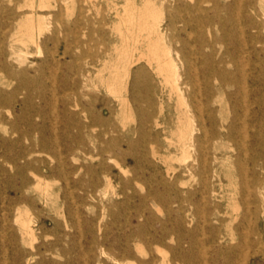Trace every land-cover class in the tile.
I'll return each mask as SVG.
<instances>
[{
  "label": "rangeland",
  "instance_id": "1",
  "mask_svg": "<svg viewBox=\"0 0 264 264\" xmlns=\"http://www.w3.org/2000/svg\"><path fill=\"white\" fill-rule=\"evenodd\" d=\"M136 1L140 6L145 0ZM151 1L164 8L171 0ZM198 1L190 0V3L196 5ZM218 1L227 3L230 0ZM255 1L256 19L264 26V0ZM1 3L8 10H18L19 6H25L24 0H0ZM50 3L52 6L49 8H37L44 27L39 42L57 36L60 39L67 38L72 43L73 36L65 35L66 26L74 27L75 22L81 19V24L76 28L79 39L86 44L85 52L74 50L75 55L63 56L64 47L59 46L56 55L58 65L47 68L44 75L41 61L46 53L30 45L31 53L26 56L27 61L22 65L13 62V68L17 71L27 67L25 80L32 82L26 90H19L13 95L17 101L13 106L18 112L26 96L34 105L42 104V89L45 85L53 89L50 98L53 108L62 109L64 101L68 99L73 102L77 98L75 90L67 87V81H81V74L90 76L86 81V89L96 86L95 93L101 99L106 94L100 83V76L106 74V38L110 36L112 28L118 25L116 11L122 10L126 0H50ZM203 7L212 11L213 3L205 2ZM23 10L27 12L30 8L25 7ZM210 16L216 20L225 17L226 13L218 9L217 12L212 11ZM241 22L246 21L243 19ZM210 30L212 33L207 34L210 38L221 37L223 34L217 25ZM199 31L195 29V32ZM245 36L247 40L248 34ZM238 42L233 45L235 48H239ZM245 44L248 43H244L243 49L248 51L250 48ZM16 45L22 47L19 42ZM257 46L260 48L262 45ZM248 56L245 52L241 59L247 61ZM246 61L244 73L248 78L250 69ZM140 65L146 64L142 62ZM137 68L135 66L133 70ZM150 73L156 84V93L152 91L153 105H145L146 109L153 114L163 104L164 113L173 115L175 101L170 100L168 92L163 91L161 77L154 71ZM33 81L36 83L33 84ZM245 85L247 89L248 84ZM17 86L18 82L12 80L8 72L1 68L0 95L2 92L16 90ZM48 95L50 97V91ZM108 101L116 111L113 127L118 132L114 135L136 141L138 133L135 130L142 115L131 112L122 115L119 103L114 99ZM238 105L236 142H239V146L227 139L219 142L217 153L221 160L217 163L218 174L207 190L202 187L201 176L192 174L187 168L193 158L179 160L177 152L170 153L171 149L167 148L165 134H169L170 125H165L164 131L163 127L153 128L151 124L150 130L161 134L157 144L158 153L154 157L147 155L152 164L142 163L140 169H135L129 160L117 165L109 158L122 148L123 143L109 146L103 152L101 143L91 140L85 130L80 148L64 147L73 142L78 131L70 126V135L66 136L63 126L65 122L52 113L53 120L47 122L55 124L56 139L63 146L61 150L67 161L66 176L58 173L42 175L50 189L45 196L38 192H27L26 195L33 197L37 204V208L28 209L27 212L23 211V204L12 201V198L15 199V193L11 192L12 185L20 184L18 174L22 171L30 181V186L35 188L36 176L41 175V169L45 165L56 167L58 160L50 153H42L38 146L41 139L38 133H31L28 138L5 131L14 116L9 106L4 105L0 109V144L6 142L3 140H9L10 145L0 148V164L4 168V172L0 173V217L8 218L6 222L0 221V264H39L43 258L44 264H264V162H260L263 165L254 166L253 161L257 153L263 152L264 147H253L252 124L246 115L249 102L244 100L238 102ZM100 107L101 103L98 102L96 108ZM222 108V116L227 124L233 117V109L226 95L222 96ZM81 120L85 122L83 117ZM37 121L41 123L40 119ZM23 123L27 125L28 122ZM96 130L102 131L100 128ZM258 131H264V124L258 127ZM20 150L27 154L26 159L30 163L23 170H20V166L24 161L14 158ZM171 156L173 159L165 162V158ZM103 157L106 164L102 168L99 164ZM12 160L18 162L17 167L13 162L10 163ZM82 166H91L92 171L88 172L85 168L77 171ZM174 173L179 181H175ZM256 177H260L261 183L254 191L257 202L253 203L254 196H248L247 190L255 189L250 182ZM244 203H247L246 206ZM18 207L22 209V215L37 221V238L33 242L25 244L20 240ZM247 209L251 212L246 213ZM43 220H55L58 225L41 227L39 224ZM45 247L46 250L43 249ZM39 248H42L43 257L35 255L30 261L27 257L17 262L15 257L19 249L36 253Z\"/></svg>",
  "mask_w": 264,
  "mask_h": 264
},
{
  "label": "bare ground",
  "instance_id": "2",
  "mask_svg": "<svg viewBox=\"0 0 264 264\" xmlns=\"http://www.w3.org/2000/svg\"><path fill=\"white\" fill-rule=\"evenodd\" d=\"M24 2L25 6H19L18 10H8L4 3L0 4V69H5L9 77L18 82L16 90L1 93L0 109L8 105L14 116L8 124L9 128L5 131L28 138L31 133H38L41 136L38 146L42 153H50L58 160L56 167L45 165L41 169V175L36 176L35 188L30 186V181L22 171L18 174L20 184L19 186L12 185L11 192L15 193V199L12 198V201L19 205L23 204L24 212L37 208L34 198L28 197L27 192H38L41 196H45L50 189L42 179V175L52 176L58 173L66 176L67 161L61 150L63 146L56 139L58 136L55 124L51 125L47 122V120H53L52 113L56 114V118L65 122L63 126L66 136L70 135V126L78 131L73 142L65 144L64 147L80 148L83 145V131L85 130L91 140H98L101 143L103 152L109 146L123 143L122 148L109 158L117 165L125 164L129 160L135 169H140L142 163L152 164L147 155L154 157L158 153L157 144L161 134L151 131V124L153 128L163 127L164 131H166L165 125H170L169 134H165L167 148L171 149L170 153L177 152L176 157L179 160L186 161L193 158V162L187 168L192 174L201 176L202 187L205 190L209 188L218 174L217 163L221 160L217 153L219 142L227 139L233 145L239 143L236 142L237 120L239 119L238 102H244V100L249 102L246 115L252 124V134H250L254 139L253 147H264V131H258V127L264 124V26L256 19L257 3L255 0H230L227 3H221L218 0H200L196 5H191L190 0H171L164 8L151 0L143 1L140 6L137 5L136 0H126L122 10L116 11L119 18L118 25L112 28L110 36L106 38L104 49L106 74L100 76V83L106 92L105 96L101 99L95 93L96 86L86 89V81L90 79V76L81 74V81L75 79L67 81V87L75 90L77 98L73 102L68 99L64 101L62 109L53 108L50 99L53 89H48L45 85L42 89V104L34 105L26 96L21 101L18 112L13 106L17 102L13 95L19 90H26L32 82L25 80L27 67H22L17 71L13 68V62L19 65L24 64L27 61L26 56L31 53L30 45H34L39 51L43 49L46 53V57L41 61L44 75L47 68L58 65L56 55L59 46L64 47L63 56L75 55L74 50L83 53L86 47L85 42L79 39L76 28L81 24V19L75 22L74 27L66 26L65 35L73 36L72 43H69L67 38L60 39L57 36L40 43L39 37L44 27L41 21L42 16L37 8L46 9L52 5L50 0H24ZM205 2L213 3L212 11L217 12L221 9L226 16L214 20L210 16L212 11L203 7ZM25 7L30 10L25 12L23 10ZM69 11L72 12V10ZM61 17L60 20H62ZM243 19L245 23L241 22ZM16 21L17 23L14 24ZM216 25L223 34L221 37L210 38L207 34L212 33L210 29ZM206 28L209 30L206 31ZM195 29H200V31L197 33ZM246 34H248L247 40L245 39ZM238 41H240L239 48H235L233 45L236 42L239 43ZM17 42L21 43L22 47L17 46ZM246 42L248 44L245 46L248 45L250 48L248 51L243 49ZM258 44L262 46L259 48ZM245 52L249 55L247 61L241 59V55ZM245 61L248 62L246 65L250 69L248 78L244 73ZM142 62L146 65H140ZM135 66L138 68L133 70ZM232 67L235 69L231 70ZM151 71L161 77L163 91L168 92V98L175 101L173 115L164 113L163 104L160 110L153 114L146 109L153 105L152 91L156 93V84L151 77ZM34 83L36 81H33ZM245 84H248L247 89ZM49 91L50 97H48ZM223 95H226L233 109V117L227 124L222 116ZM86 97L87 100L84 101ZM110 99L119 103V111L122 115L126 116L129 112L142 115L135 130V133H138L136 141L114 135L118 132L113 127L116 111L110 105L108 101ZM98 102L101 103L100 109L96 108ZM81 117L85 122L81 120ZM37 119H40L41 123ZM23 121L28 122L27 125ZM96 128L102 131L97 132ZM105 138H107L106 141ZM4 141H6L4 144H0L2 149L10 145L9 140ZM15 144L18 145V142ZM262 149L263 152L257 153L253 159L254 166L263 165L260 163L264 162V148ZM20 151L14 158L24 161L20 166V170H23L29 167L30 163L26 159L27 154ZM171 159H173L172 156L165 158V162ZM12 162L17 167L18 162L12 160L10 163ZM105 164L103 157L99 166L103 168ZM82 168L88 172L92 171L91 166L79 167L77 171ZM1 172H4V168L0 164ZM174 178L175 181H179L175 173ZM163 183L167 184L165 181ZM250 183L255 189L247 190V193L248 196L253 197L261 179L256 177ZM254 202H257L255 196L253 197ZM247 203H244L245 206ZM17 211L20 240L25 244L29 241L33 242L37 238L35 229L37 221L22 215L21 208L18 207ZM250 212L247 209L246 213ZM0 221L6 222L8 218L2 216ZM50 224L54 227L58 225L55 220H43L39 225L45 227ZM14 245L17 246V243L14 242ZM41 249L39 248L36 253L19 249L15 258L19 262L27 257L30 261L35 255L43 257ZM44 262L43 258L39 264H44Z\"/></svg>",
  "mask_w": 264,
  "mask_h": 264
}]
</instances>
